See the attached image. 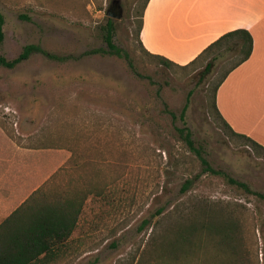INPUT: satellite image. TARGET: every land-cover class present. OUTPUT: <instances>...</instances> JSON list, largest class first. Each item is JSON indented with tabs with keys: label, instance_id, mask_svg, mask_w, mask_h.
<instances>
[{
	"label": "rangeland",
	"instance_id": "obj_1",
	"mask_svg": "<svg viewBox=\"0 0 264 264\" xmlns=\"http://www.w3.org/2000/svg\"><path fill=\"white\" fill-rule=\"evenodd\" d=\"M112 1L0 0V57L14 60L39 45L68 58L34 54L15 69L0 67V133L24 148L70 153L48 191L92 192L75 243L58 264H156L172 229L209 221L212 213L238 219L244 245L264 264V200L208 171L264 195V154L231 136L212 110L214 88L234 54L210 71L209 58L188 68L160 67L137 40L146 0H120L121 20L107 16ZM110 20L123 58L108 53ZM184 127L202 158L179 139Z\"/></svg>",
	"mask_w": 264,
	"mask_h": 264
},
{
	"label": "trees",
	"instance_id": "obj_2",
	"mask_svg": "<svg viewBox=\"0 0 264 264\" xmlns=\"http://www.w3.org/2000/svg\"><path fill=\"white\" fill-rule=\"evenodd\" d=\"M149 0H146L140 12L136 29L137 40L146 56L160 67L171 69L173 67L188 68L201 59H211L207 64V71L212 70L216 61L226 54H234L230 58V68L223 75L214 88L212 110L217 118L227 128L233 137L247 141L251 148L260 155L264 154V147L251 138L236 133L221 116L217 105L216 95L221 84L236 68L248 61L253 53V37L247 30H235L221 36L217 41L207 47L193 62L181 66L159 55L149 53L142 44L141 32L144 27L145 11ZM5 17L0 11V44L4 41ZM114 22L110 20L104 28V39L109 48V54L123 58L122 50L114 43ZM95 53L104 54L102 50ZM34 54H42L46 58L65 62L68 58L54 55L39 45H30L14 60L0 57V67L15 69ZM188 106L181 113L184 121ZM179 139L184 142L190 152L202 158L201 149L196 145L190 129L178 128ZM262 156V155H260ZM74 159V153L72 154ZM71 158V159H72ZM203 163L208 165L204 160ZM216 175L223 176L229 185L236 186L260 200L264 195L253 192L247 184L237 182L229 176L208 167ZM43 186L8 219L0 225V264H58L68 255L75 243L74 234L78 231L85 204L91 191L82 190H52ZM191 184H185L183 190L187 191ZM162 213V212H161ZM205 213V212H203ZM203 213L201 215H203ZM191 219L183 217V220ZM149 221H146L148 224ZM240 222L232 216H220L219 219L209 214V221L192 222L190 225H181L172 229L169 236L164 237L155 258L156 264H261L260 254H253L244 245L240 233ZM207 239L209 244H204ZM194 247V250L192 247ZM205 246V247H204ZM209 248V249H208ZM264 259V253L262 255Z\"/></svg>",
	"mask_w": 264,
	"mask_h": 264
},
{
	"label": "crops",
	"instance_id": "obj_3",
	"mask_svg": "<svg viewBox=\"0 0 264 264\" xmlns=\"http://www.w3.org/2000/svg\"><path fill=\"white\" fill-rule=\"evenodd\" d=\"M241 29L252 35L253 53L221 84L216 105L236 133L264 147V0H149L141 41L149 53L186 66ZM70 157L66 150L24 148L0 133V225L51 184Z\"/></svg>",
	"mask_w": 264,
	"mask_h": 264
},
{
	"label": "water",
	"instance_id": "obj_4",
	"mask_svg": "<svg viewBox=\"0 0 264 264\" xmlns=\"http://www.w3.org/2000/svg\"><path fill=\"white\" fill-rule=\"evenodd\" d=\"M107 16L111 19L121 20L123 17V10L120 0H113L107 12Z\"/></svg>",
	"mask_w": 264,
	"mask_h": 264
}]
</instances>
